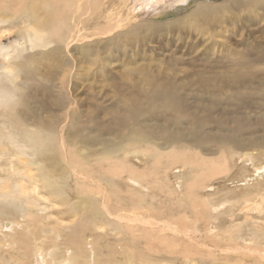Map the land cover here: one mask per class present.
<instances>
[{
    "label": "rangeland",
    "instance_id": "374dc122",
    "mask_svg": "<svg viewBox=\"0 0 264 264\" xmlns=\"http://www.w3.org/2000/svg\"><path fill=\"white\" fill-rule=\"evenodd\" d=\"M133 1L66 0L63 33H53L49 54L32 56L30 73L20 69L15 106L0 104V147H12L9 130L21 146L49 147L55 176H68L69 199L80 200L75 211L89 208L84 198L100 185L91 209L107 227L96 230L95 257L105 264L113 257L104 234L115 238L112 217L108 225L102 219L106 195L124 213L131 202H144L148 221L140 228L153 235L141 231L149 244L142 264H264V0H197L173 15L159 14L154 3L140 16ZM8 83L0 79L11 90ZM28 123L46 143L28 142ZM37 159L32 168L42 167ZM49 211L65 220L75 212L69 205ZM13 212L0 211V264L15 263L10 242L17 233L5 227ZM156 219L159 229L151 226ZM167 220L177 234L162 226ZM63 229L58 254L75 244ZM85 253L78 264L93 259ZM31 256L18 263L30 264Z\"/></svg>",
    "mask_w": 264,
    "mask_h": 264
},
{
    "label": "bare ground",
    "instance_id": "6f19581e",
    "mask_svg": "<svg viewBox=\"0 0 264 264\" xmlns=\"http://www.w3.org/2000/svg\"><path fill=\"white\" fill-rule=\"evenodd\" d=\"M196 1L197 0H134L133 7L135 10H137L138 13V12H143V9H145L146 7L149 8V6L150 7L154 6L155 5L154 3H156L155 7L156 6L157 7L156 8L154 7V9L158 10L157 12L159 14L161 13L167 15L172 13L173 15V13H178L185 10L190 5L196 3ZM90 2L92 3V1ZM64 3H66V0H0V79H6L9 82L8 84L11 85L10 86L11 90H9L10 88L8 89V87L6 88L5 85L0 84V104L6 105L7 102L10 101L11 107L15 106L16 97L18 98V96L15 95L16 92L14 93V91H16L15 88H17L18 82L24 80V76L21 75L20 69L23 67L22 68L23 70L29 71L30 73L32 70L31 66L33 64L32 56H35L40 53L46 54V52H48L49 54L50 52L49 48L51 44L54 42L53 36L57 35L55 36L57 38L59 37L58 34H60L61 36V33H63V30L62 29L60 30L59 28L60 25L58 26V23L61 22L59 21L60 16H62L61 12L65 13L66 12L65 10H67V9L64 10V7H62L64 6L63 5ZM65 7L67 8L68 5H66ZM169 9L171 10L169 11ZM152 12L155 11L152 10ZM143 13L145 14V11ZM140 15L141 13H138V16ZM66 17L67 16L63 17V19H65ZM70 18L68 19L70 20ZM86 19H89V17H87ZM51 28H54L55 30L57 29L58 31H52L50 30ZM65 29L66 28H64V31ZM13 32H18V37L15 39L14 43L11 44L10 42V44L8 43L9 45L5 44L3 41L6 39L8 35L13 34ZM55 32L57 34L54 35L53 33ZM80 34L82 33L80 32ZM63 35L66 34L64 33ZM82 36L84 35L82 34ZM65 37H63L61 41L60 40L59 41L64 43ZM38 49L39 50L43 49V52L38 51ZM28 125L30 124L28 123L26 125L27 128L26 136L29 139L28 142L35 143L36 140H40V141L44 140V142L47 141V139H43L45 135L43 137L36 136L40 132V131L37 132L39 130L38 128L37 130ZM6 140H8L7 141L8 146L11 145L12 147H7V144L4 143L6 142L5 140H3L4 142L1 141L5 144V147H0V180H4L5 176L7 178L2 183L0 181V211L6 214L8 212L9 214H12V210L14 211L13 217L15 220L12 222L9 221L5 223V227L7 225L6 229L10 231H15L17 233L14 236L17 239L14 238L13 241L10 242V244L13 246L11 248L12 250L10 251H16L14 254L12 253L13 255L11 256L12 258L14 257L15 259L14 264H19L18 262H20L21 260L20 258L21 257L23 258V256H25L28 253L32 255L31 256L32 258L30 259H33V262H31L30 264H78V262L81 259L79 258V256H83L85 253L84 251L86 252L88 251L86 249V246L88 247L89 245L91 246V251H89V253L95 257V255L97 254L98 242H100L101 239V233H98V231L96 230L107 228L100 221L99 217L96 214L97 212L95 213L91 209L96 202L97 196L95 195H97L96 193L99 190L100 185L97 184L96 187L93 189V193L95 194H92V197L88 196L84 198V200L87 201V203L89 204V208L85 207L82 210L80 209V211H75L78 208H80L81 205L79 203L80 200L72 202L69 199L70 194L68 192L69 188L67 187L68 186L67 181L69 178L68 176L67 178H65L63 174H60L59 177L55 176V174L58 173V171L55 172L57 168L53 169V167L54 165H56L58 160L56 159V156L50 155L49 153L50 148L21 146V142H20L21 140H19V135H17L16 133L10 130L6 135ZM37 158H39L40 161H38ZM34 159L35 160L37 159L38 164L42 167L32 168V165L36 164ZM206 166L207 165H205V167ZM114 168L116 169L117 167L115 166ZM121 168L122 166L119 167V169L117 170H119L120 172ZM263 171L261 170L259 171V173ZM133 180L132 181L135 182L136 185L143 187V183L138 178L137 179L133 178ZM144 181H146V179ZM104 199L108 202V204L106 205V203L103 202V207L107 210V212H102L103 214L102 219L105 218V221H107V223L106 222L105 223L108 225L109 223L106 218H108L107 216L112 217L111 221L113 222V224H111L112 222L110 221L109 222L111 226L113 225V228L110 225L109 226L112 228V230H114L113 232H115V238H113L111 234H109V237H107V233L104 234L105 242H106V243L104 242L105 243L104 246H106L105 248H106L107 257L109 258L113 257V260L107 259L108 260L107 264H111L112 261L115 262L119 261L120 264H142L145 261L144 252H145V245L147 243L144 241V236L141 234V231L145 230L146 238L152 237L153 235V233L149 229L140 228L142 224L148 221L144 209L142 208L144 202L142 200L141 201L136 200L131 202L132 210L130 211V213L129 212L124 213L123 210H125V206L123 204L118 203L117 205H114L110 203L113 202L110 195H106V197H103L101 201H103ZM66 205L73 207L75 211L72 213V218L70 217L71 219L69 220L63 219L64 218L63 216L56 217L54 216V213H51L49 211L54 208L64 207ZM95 205H97V203ZM193 206L195 205L193 204ZM48 211L50 213H46ZM138 212L140 213L143 212V214L139 215ZM99 215H101V213ZM20 217H22L23 223L19 221L20 223L16 224L17 219ZM81 218L83 219L80 220ZM184 219L183 221H185ZM51 222L56 226L51 225L50 224ZM156 222L158 223L157 219L155 220L154 224H151V226H153L152 228H154ZM165 224L170 226V229L176 232V234L178 233L177 226L172 227L169 221L167 223H163L162 226ZM63 228L70 230L69 236L71 240L70 239L68 240H70L75 244L69 245L65 243L64 248H67L66 245H68V249H71L69 250L70 252H67L65 249L64 253L58 254L56 251V249L58 248V240L62 238L63 234L65 236V233L63 232L64 231ZM156 228H158V226ZM2 230L3 231L5 230L4 223ZM47 231H49V234ZM182 234L183 233H181V236L183 238ZM87 235L90 236L93 235V237L88 239L89 236ZM166 235L168 234L166 233ZM170 235H168V237ZM81 237H82V241H84V245H85L84 248H83L84 245L79 246L78 243ZM174 237L176 238V236ZM156 238H159V236ZM112 240H116V243L115 244L113 243V245L110 244ZM172 240L174 239L172 238ZM49 243H51L50 245L51 250H46L47 248H49ZM130 244L131 246L129 247ZM132 244H134L136 247L132 248ZM175 244H180V243H175ZM15 246H17V248H15L16 250H14ZM118 247H121L120 250L122 249L123 251L125 250V255H122L123 257L120 255L121 253L119 254ZM139 247L141 248V250L138 249ZM147 247H146L147 250H149V246ZM10 251L7 252H9L10 254L11 253ZM89 253H85V256L87 255L89 256ZM133 255H136L135 258H133ZM94 257L90 262H88L89 260H87L85 264L106 263V262L104 263L102 260L99 261L98 257L97 258L95 257V259ZM1 264H11V263L3 261ZM189 264H196V262L190 261Z\"/></svg>",
    "mask_w": 264,
    "mask_h": 264
}]
</instances>
